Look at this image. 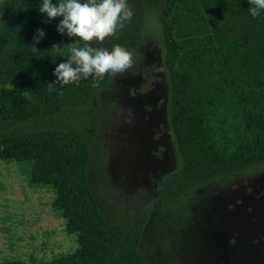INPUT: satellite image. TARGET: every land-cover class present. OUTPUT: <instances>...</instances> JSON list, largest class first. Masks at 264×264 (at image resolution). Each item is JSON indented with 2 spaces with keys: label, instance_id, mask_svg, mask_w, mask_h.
I'll return each instance as SVG.
<instances>
[{
  "label": "trees",
  "instance_id": "obj_1",
  "mask_svg": "<svg viewBox=\"0 0 264 264\" xmlns=\"http://www.w3.org/2000/svg\"><path fill=\"white\" fill-rule=\"evenodd\" d=\"M39 2L0 0V155L30 162V183L56 189L53 206L66 230L78 232L73 253L42 264H149L139 247L147 213L122 235L89 182V118L112 74L56 81L53 68L70 55L73 38L56 31L60 17L43 22ZM249 7L248 0H164L161 7L168 122L179 157L162 181L167 204L207 182L264 167V10L253 17ZM38 27L45 36L36 48Z\"/></svg>",
  "mask_w": 264,
  "mask_h": 264
},
{
  "label": "rangeland",
  "instance_id": "obj_2",
  "mask_svg": "<svg viewBox=\"0 0 264 264\" xmlns=\"http://www.w3.org/2000/svg\"><path fill=\"white\" fill-rule=\"evenodd\" d=\"M127 3L131 16L123 26L91 41L131 53L130 66L100 89L96 118H89V182L102 211L122 235L147 213L139 247L149 264H264V167L164 201L163 178L179 163L168 122L164 0ZM30 171V162L0 155V262L42 264L79 247L78 232L66 230L53 206L56 189L30 183Z\"/></svg>",
  "mask_w": 264,
  "mask_h": 264
},
{
  "label": "clouds",
  "instance_id": "obj_3",
  "mask_svg": "<svg viewBox=\"0 0 264 264\" xmlns=\"http://www.w3.org/2000/svg\"><path fill=\"white\" fill-rule=\"evenodd\" d=\"M248 4L249 14L253 17L264 10V0H248ZM37 9L45 17L44 23L60 17L56 31L73 38L70 55L53 68L56 81L69 84L89 76V73L115 74L130 66L131 53L123 46L108 48L91 43L93 39L100 40L105 34L122 27L130 18L127 0H40ZM44 36L45 30L38 27L32 45L36 47ZM52 46L60 47L57 44Z\"/></svg>",
  "mask_w": 264,
  "mask_h": 264
}]
</instances>
